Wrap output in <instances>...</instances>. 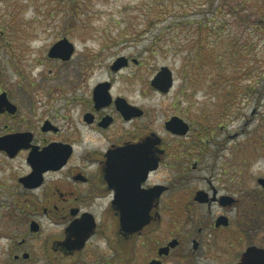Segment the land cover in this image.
Returning a JSON list of instances; mask_svg holds the SVG:
<instances>
[{
  "label": "flooded vegetation",
  "instance_id": "af4514ba",
  "mask_svg": "<svg viewBox=\"0 0 264 264\" xmlns=\"http://www.w3.org/2000/svg\"><path fill=\"white\" fill-rule=\"evenodd\" d=\"M76 55L47 54L63 67L84 61L79 79H94L93 58ZM119 58L106 78L45 100L33 84L12 89V113L0 114L12 121L0 134L12 135V153L0 160L16 225L0 233L4 264H264V165L209 130L193 133L178 100L162 121L151 116L159 109L119 81L140 62L114 69ZM152 81L157 98L176 82L164 93ZM174 117L187 134L167 129Z\"/></svg>",
  "mask_w": 264,
  "mask_h": 264
},
{
  "label": "rangeland",
  "instance_id": "374dc122",
  "mask_svg": "<svg viewBox=\"0 0 264 264\" xmlns=\"http://www.w3.org/2000/svg\"><path fill=\"white\" fill-rule=\"evenodd\" d=\"M235 1L239 26L228 17L226 28L214 29L217 37L205 31L208 49L200 55L195 13L187 12L184 29L173 18L148 23L153 0H0V94L6 92L12 101V89L20 93L19 85L33 84L38 99L45 100L49 90L82 89L104 79L109 63L132 57L140 65L125 70L119 81L128 80L126 88L135 90L146 109H159L151 116L162 121L178 100L177 111L192 123L193 133L209 130L226 148L245 150L264 165V0ZM65 37L75 46V59L93 58L94 79H79L84 61L63 67L48 58L49 49ZM164 66L173 71L175 87L157 98L150 82ZM6 125L12 121L1 119L0 134ZM8 172L9 165L0 160V185L6 187L0 197V233L16 227L10 219ZM7 244L0 238V264L7 260Z\"/></svg>",
  "mask_w": 264,
  "mask_h": 264
},
{
  "label": "trees",
  "instance_id": "16d2710c",
  "mask_svg": "<svg viewBox=\"0 0 264 264\" xmlns=\"http://www.w3.org/2000/svg\"><path fill=\"white\" fill-rule=\"evenodd\" d=\"M73 5L76 6L77 3L73 2ZM239 6V2L237 3L235 0H153L152 6L146 11V22L173 18L175 20L172 23L176 24L177 28L184 29L189 22L186 21L187 17L190 18L187 12H194L198 18V21H194L196 25L193 26L197 34L195 43L201 55L208 49V36L205 31H209L217 37L218 32L214 29L226 28L227 23L230 22L228 17L236 26H239L237 24L239 22Z\"/></svg>",
  "mask_w": 264,
  "mask_h": 264
},
{
  "label": "water",
  "instance_id": "95a60500",
  "mask_svg": "<svg viewBox=\"0 0 264 264\" xmlns=\"http://www.w3.org/2000/svg\"><path fill=\"white\" fill-rule=\"evenodd\" d=\"M75 52V46L67 38H63L55 43L49 50L48 56L52 59H62L64 61L70 60ZM126 65V58L120 57L114 69H118ZM152 86L164 93L171 90L173 86V73L169 67H162L152 81ZM5 110L12 113V105L9 102L8 94L6 92L0 95V114ZM167 129L176 134L185 135L188 133L190 127L181 118L174 117L167 124ZM0 151H5L8 154L12 153V135L0 138Z\"/></svg>",
  "mask_w": 264,
  "mask_h": 264
}]
</instances>
